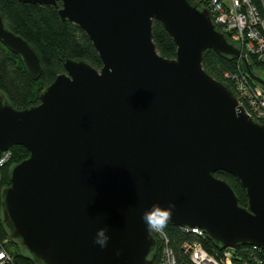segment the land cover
<instances>
[{
  "label": "water",
  "instance_id": "water-1",
  "mask_svg": "<svg viewBox=\"0 0 264 264\" xmlns=\"http://www.w3.org/2000/svg\"><path fill=\"white\" fill-rule=\"evenodd\" d=\"M19 1L58 8L102 66L63 59L39 103L23 109L0 94V154L12 145L29 153L1 191L9 237L38 264H156V239L140 217L171 201L169 225L201 228L223 248L264 250V123L203 69V53L240 58L263 88L264 76L208 8L197 0ZM154 19L173 39L174 58L157 51ZM0 42L40 75L36 52L1 13ZM218 170L238 179L247 206ZM102 227L106 248L94 243Z\"/></svg>",
  "mask_w": 264,
  "mask_h": 264
},
{
  "label": "trees",
  "instance_id": "trees-1",
  "mask_svg": "<svg viewBox=\"0 0 264 264\" xmlns=\"http://www.w3.org/2000/svg\"><path fill=\"white\" fill-rule=\"evenodd\" d=\"M200 4L202 5L201 2ZM0 13L8 28L27 40L36 52L41 65L40 75L37 78L33 77L26 69L22 57L8 50L0 42V94L13 107L23 109L38 104L40 93L57 74L64 71L63 59H82L94 68H101L100 56L89 37L78 25L62 19L58 8L19 0H0ZM152 35L159 54L166 58H174L176 45L163 24L155 19L152 21ZM225 36L229 40L228 35ZM249 65L251 70L264 69V64L252 56H249ZM202 67L209 75L232 90V84L225 76V72H236L238 68L245 69L239 58L225 57L212 49L204 51ZM9 149L10 159L0 166V238H8L7 247L14 255L16 264H38L26 250L22 249L17 240L9 237L8 229L2 221L1 191L9 185V168L29 155L21 145H12ZM214 175L225 180L233 188L240 205L247 206L245 190L234 175L222 170L216 171ZM165 231L169 245L175 253H178L179 245L183 240L195 238L194 233H185L179 227L169 224ZM200 241L210 253L224 249L207 235ZM156 242L154 254L157 261L161 254L162 243L158 239ZM246 246L248 245H238L236 249ZM236 259L233 256L231 264H240Z\"/></svg>",
  "mask_w": 264,
  "mask_h": 264
},
{
  "label": "built area",
  "instance_id": "built-area-1",
  "mask_svg": "<svg viewBox=\"0 0 264 264\" xmlns=\"http://www.w3.org/2000/svg\"><path fill=\"white\" fill-rule=\"evenodd\" d=\"M208 8L215 26L228 35L229 40L240 48L241 54L264 64V0H197ZM232 84L239 104L252 119L264 123V88L254 81L245 69L225 74ZM11 157V150L0 154V166ZM179 227V226H178ZM185 233H194L195 238L185 239L178 253L169 245L163 232L151 231L162 243L161 254L156 264H231L232 257L240 264H264L263 249L256 245L225 247L215 253L208 252L201 239L205 231L198 227H179ZM8 238H0V264H16L14 255L7 247ZM237 250V251H236Z\"/></svg>",
  "mask_w": 264,
  "mask_h": 264
},
{
  "label": "clouds",
  "instance_id": "clouds-1",
  "mask_svg": "<svg viewBox=\"0 0 264 264\" xmlns=\"http://www.w3.org/2000/svg\"><path fill=\"white\" fill-rule=\"evenodd\" d=\"M175 207V203L171 201L167 207H162L159 203H154L150 208L142 212L140 218L150 231L163 232L172 219ZM107 232L108 229L106 227L99 228L96 232L94 243L100 248H106L108 245L110 237ZM117 255H119V252H117Z\"/></svg>",
  "mask_w": 264,
  "mask_h": 264
},
{
  "label": "rangeland",
  "instance_id": "rangeland-1",
  "mask_svg": "<svg viewBox=\"0 0 264 264\" xmlns=\"http://www.w3.org/2000/svg\"><path fill=\"white\" fill-rule=\"evenodd\" d=\"M200 3V2H199ZM232 42V41H231ZM240 49V48H239ZM238 58V57H237ZM240 59V58H239ZM241 60V59H240ZM242 61V60H241ZM244 64V63H243ZM254 72L257 73L258 75H263L264 76V69L262 68H255ZM231 73V72H225V74ZM226 76V75H225Z\"/></svg>",
  "mask_w": 264,
  "mask_h": 264
},
{
  "label": "flooded vegetation",
  "instance_id": "flooded-vegetation-1",
  "mask_svg": "<svg viewBox=\"0 0 264 264\" xmlns=\"http://www.w3.org/2000/svg\"><path fill=\"white\" fill-rule=\"evenodd\" d=\"M250 76V75H249ZM251 77V76H250Z\"/></svg>",
  "mask_w": 264,
  "mask_h": 264
}]
</instances>
